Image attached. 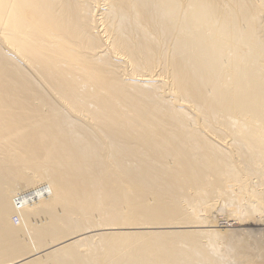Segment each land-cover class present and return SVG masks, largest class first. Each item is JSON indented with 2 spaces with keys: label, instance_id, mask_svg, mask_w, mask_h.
<instances>
[{
  "label": "bare ground",
  "instance_id": "6f19581e",
  "mask_svg": "<svg viewBox=\"0 0 264 264\" xmlns=\"http://www.w3.org/2000/svg\"><path fill=\"white\" fill-rule=\"evenodd\" d=\"M256 225L264 0H0V264H264Z\"/></svg>",
  "mask_w": 264,
  "mask_h": 264
},
{
  "label": "rangeland",
  "instance_id": "374dc122",
  "mask_svg": "<svg viewBox=\"0 0 264 264\" xmlns=\"http://www.w3.org/2000/svg\"><path fill=\"white\" fill-rule=\"evenodd\" d=\"M152 82H154V81H152ZM254 180H256V178H254ZM254 180H251V181H253L251 184H252V186L255 184L254 187H257V186H256V183L254 182ZM249 182H250V180H249ZM20 184H21V183H20ZM20 184H19V185H20ZM19 185L17 186L18 189L15 188L16 190L14 189V191L17 192L18 190L25 189V186H22V184H21L20 186H19ZM21 186H22V187H21ZM247 187H249V186L247 185ZM25 190H26V189H25ZM15 194H16V193H15ZM192 201H193V200H192ZM192 201H190V202H192ZM243 201H244V200H243ZM192 204H194V205L197 207V202L191 203V205H192ZM192 206H193V205H192ZM195 206H194V207H195ZM189 207H190V206H189ZM218 208H220V207H218ZM213 209H216V208H213ZM213 211H214L215 213H214ZM213 211H211L212 213L209 211V213H211V214H213V215H215V216H213V215H211V214H209V213H207V214L210 215V216H212L211 218H214V219H215V217H216L217 220H218V222L223 221V220H222V217H223V214H225V213L222 212V213L219 214L218 211H217V209H216V210H213ZM216 213H217L218 215H216ZM200 214H204L205 216H207V214L204 213V212H201ZM237 214H238V213H237ZM13 217H16L17 220L14 221V220H13ZM208 217H209V216H208ZM220 217H221V218H220ZM11 218H12V220H13L15 223L18 221V217H17L16 214L12 215ZM96 218H98V217H96ZM35 219H36V220H32V222H33V223L36 222V224H38V223L41 224L42 221H44V222L46 221V218L43 217V216H41V218L38 217V218H35ZM39 219H40V220H39ZM42 219H43V220H42ZM44 219H45V220H44ZM245 219H247V218H243V217H242V220H245ZM252 220H254V219H252ZM254 221H255V220H254ZM37 222H38V223H37ZM40 222H41V223H40ZM200 225H202V224H200ZM203 225H204V224H203ZM124 226H127V225H124ZM128 226H129V225H128ZM161 226H162V225H161ZM107 227H109V228H107ZM110 227H112V225H111V226H110V225H109V226H106L107 230L109 229L108 231L106 230V228H104V226H103V227H100V230H99V231L103 232L102 230H104L105 233H106V232L109 233L110 231H111V232H116V231H129V230H130V231H146L147 229H157V228H155V227H152V228H151V227H149V228H142V227H140V228H138V227H134V228L132 227V228H129V227H131V226H129L128 228H126V227H125V228H122V227H117V226H116V227L113 226L114 228H113V227L110 228ZM207 227H208V228H212V229H215V228H218V229H219V228H221V227H209V226H205V227H203V228H207ZM246 227H247V226H246ZM258 227L261 228V227H264V225H262V226H261V225H258V226L256 225V228H254V226H251V228H250V226H249L248 229H253V230L255 229L254 231L252 230L253 232L250 230L249 234L254 233V234H256L257 236H259V233H258V232H259L260 229L257 230ZM118 228H119V229H118ZM135 228H136V229H135ZM168 228H169V227H168ZM168 228L166 227L165 229H168ZM174 228H176V227H174ZM208 228H207V229H208ZM224 228H226V227H224ZM236 228H239V227H236ZM243 228H245V227H243ZM163 229H164V228H163ZM188 229H192V228H188ZM222 229H223V227H222ZM255 231H256V232H255ZM111 232H110V233H111ZM243 232H245V231H242V233H243ZM27 234H28V233H24V235H23V234L21 235V239L24 240V241H26V242L29 240L28 237H29L30 240H31V236H30L29 234H28V235H27ZM26 236H27V239H26ZM95 238H97V237H95ZM31 241H32V240H31ZM31 241H30V242H31Z\"/></svg>",
  "mask_w": 264,
  "mask_h": 264
}]
</instances>
